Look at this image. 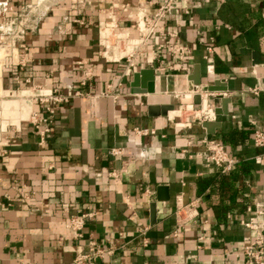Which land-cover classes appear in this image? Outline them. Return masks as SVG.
Returning <instances> with one entry per match:
<instances>
[{"label":"crops","instance_id":"crops-1","mask_svg":"<svg viewBox=\"0 0 264 264\" xmlns=\"http://www.w3.org/2000/svg\"><path fill=\"white\" fill-rule=\"evenodd\" d=\"M159 2L0 0V264H73L90 240L114 248L95 264H248L243 247L256 231L241 221L264 212V158L254 161L264 149L253 143L255 130L264 133V0H188L159 23L169 34L148 38L129 67L121 58L139 45V9L152 17ZM110 31L132 44L118 57L107 46V59ZM164 42L187 48L184 60L162 49L163 64L154 62L151 51ZM141 70L154 75L150 93L131 91ZM68 85L81 95L56 107L41 144L21 104L39 113L40 90L66 94ZM3 101L19 102L18 119L4 117ZM205 102L222 112L212 134L184 112ZM134 128L155 133L135 136ZM205 136L247 176L224 178L206 165ZM84 214L75 239L68 217Z\"/></svg>","mask_w":264,"mask_h":264},{"label":"built area","instance_id":"built-area-1","mask_svg":"<svg viewBox=\"0 0 264 264\" xmlns=\"http://www.w3.org/2000/svg\"><path fill=\"white\" fill-rule=\"evenodd\" d=\"M188 0H160L159 6L154 13V15L148 16L146 13L145 6H141L139 9V13L137 16V20L135 23L136 30L138 31V40L139 45L134 48V51L128 55L123 56L121 59L125 58L127 65L129 67H133L135 65V57L137 51L140 49L142 44L150 38L156 35L166 36L169 34L167 32V27L159 26V23L165 20L176 8L178 5H185ZM220 2H224L225 0H219ZM184 14L188 15L190 10L188 7H185ZM104 39H107L104 36ZM118 36L117 40L125 39L127 42L130 39L127 36ZM1 41V39H0ZM103 54L102 57L106 58L105 53L108 48L106 45H103ZM166 49L168 53L172 56L177 57L179 60H184L185 56L188 53V49L182 46H175L169 42H164L163 44H159L151 51L152 60L154 62H158L159 64H163V61L159 60L157 52L159 50ZM208 52L212 51L211 47L207 48ZM118 59V60H121ZM81 66V64H80ZM182 70H185L184 67L181 66ZM157 70L162 71L164 68L158 66ZM86 80L90 79V71L86 70L85 73ZM86 80L81 82V86H85ZM68 92L66 94L60 93L57 89H52L48 91L40 90L38 94L35 95V101L41 106V112H31L28 117V123L33 127L36 131L39 142L43 144L46 140V137L50 134L51 128L54 122V117L56 113V107L61 104H66L70 101V99L74 96H80L81 92H73L72 86L68 85ZM107 94L111 91V86L107 87ZM199 92V90H196ZM212 95L210 93L205 92V96ZM184 112L192 113L193 116L201 123L204 122H212L215 119L214 109L208 104L204 103L199 110H193L191 105L184 106ZM133 133L135 136H148L155 133L154 129L147 128H134ZM201 143L204 147V151L200 154V157L203 159L206 165L214 166L220 169L222 172H229L233 168L236 163V160L229 156L224 146L216 141L215 139H211L207 136L202 138ZM253 143L258 148L264 149V133L260 130H255L253 133ZM138 157L141 159H145L146 154L145 151L141 148H138ZM110 154L113 156H119L123 154V149L121 148H113L110 150ZM264 158V154L254 158L255 163H260ZM257 207L262 206L260 203L255 204ZM251 211V209H248ZM181 210L176 212V216H179ZM263 210L256 211V216L249 217L247 220L241 221V225L247 229L256 231V236L254 240L243 247V254L247 256L249 259L248 264H264V221L259 224L256 221L257 217L263 216ZM89 214L84 215H71L68 217V222L66 228L73 234L75 239H79L81 237V231L84 226L85 218L88 217ZM178 224H181L178 222ZM146 244V241H144ZM114 254V248L112 246L103 247L95 240H90L87 248L84 252L78 253L74 260L73 264H95L98 260L102 259L105 256H111Z\"/></svg>","mask_w":264,"mask_h":264},{"label":"water","instance_id":"water-1","mask_svg":"<svg viewBox=\"0 0 264 264\" xmlns=\"http://www.w3.org/2000/svg\"><path fill=\"white\" fill-rule=\"evenodd\" d=\"M153 78H154V75L152 73L151 70H141L137 73H135L133 75V80H132V83L130 85L131 87V91L133 93H150L153 91ZM148 79V84L145 85V84H141V88H140V83H144V81ZM193 81L196 85H198L200 82L197 78V76L195 78H193ZM217 86V84H215ZM211 90H221V91H225V88H217V87H214L212 88ZM219 99L221 100V104H222V108H224V104L227 101V99H224L223 96H218ZM160 110V108L158 107H152L149 109V111H155L154 113H157V111ZM167 110V108H162V113L164 114L165 111ZM216 114H222L221 110H217L215 112ZM215 126V123L213 122H204L202 123V127L207 131L208 134H212L211 132V128ZM153 212V211H152Z\"/></svg>","mask_w":264,"mask_h":264},{"label":"bare ground","instance_id":"bare-ground-1","mask_svg":"<svg viewBox=\"0 0 264 264\" xmlns=\"http://www.w3.org/2000/svg\"><path fill=\"white\" fill-rule=\"evenodd\" d=\"M132 52L133 50L129 51L127 55ZM0 54H2V52H0ZM123 54L124 52L120 51L118 54L115 55V57L121 56ZM24 94H27V93H22V95ZM1 106H2L4 117H9V118L12 117V118H17V119L19 118V102L18 101H3L1 103ZM20 111H21V119H26L29 116L30 107L27 101H24L21 104Z\"/></svg>","mask_w":264,"mask_h":264},{"label":"rangeland","instance_id":"rangeland-1","mask_svg":"<svg viewBox=\"0 0 264 264\" xmlns=\"http://www.w3.org/2000/svg\"><path fill=\"white\" fill-rule=\"evenodd\" d=\"M27 10H30V9L28 8ZM102 31H104V29ZM117 37L118 36L114 35L110 31V34L107 37V39H104L103 45L111 47L109 50L110 52H111V49H113V48H116L117 50L122 51V52H126L125 49L127 48V46L131 47L132 43H130V45H129V43L125 39H122V40H120V42H118L119 40H117ZM106 58L108 59L107 56H106Z\"/></svg>","mask_w":264,"mask_h":264},{"label":"trees","instance_id":"trees-1","mask_svg":"<svg viewBox=\"0 0 264 264\" xmlns=\"http://www.w3.org/2000/svg\"><path fill=\"white\" fill-rule=\"evenodd\" d=\"M243 174L244 177H246L247 175L245 174L243 167H239V166H234L231 171L223 173V177H227V178H235L238 175Z\"/></svg>","mask_w":264,"mask_h":264}]
</instances>
